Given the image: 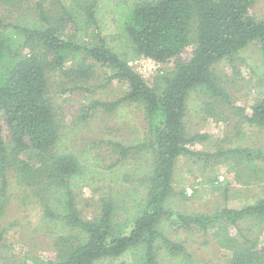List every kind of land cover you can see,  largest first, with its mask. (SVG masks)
<instances>
[{
    "label": "trees",
    "instance_id": "trees-1",
    "mask_svg": "<svg viewBox=\"0 0 264 264\" xmlns=\"http://www.w3.org/2000/svg\"><path fill=\"white\" fill-rule=\"evenodd\" d=\"M256 2L0 0L20 8L14 22L0 20V113L11 137L4 139L0 121V246L10 228L4 225L6 206L20 194L36 223L49 226L64 247L55 261L26 254L18 264H159L164 256L207 264L174 255L184 251L167 236L176 223L199 232L216 229L220 247L231 252L230 264H264V195L205 215L188 212L181 204L185 197L174 189L177 160L195 155L188 146L204 138L190 137L186 129L192 96L230 104L228 83L214 66L233 64L257 42L264 71V18L251 14ZM54 6L56 18L49 11ZM142 57L173 62L174 69L162 67L149 85L131 67ZM86 59L112 69L113 78L129 87L122 99L101 106H133L148 126L130 146L109 141L117 160L108 167L89 148L63 147L62 125L48 96L49 73L68 69L66 74L88 78ZM244 120L264 128V90ZM230 154L247 163L251 180L264 183L260 151L235 148L222 155ZM97 183L108 192L89 220L77 191Z\"/></svg>",
    "mask_w": 264,
    "mask_h": 264
},
{
    "label": "rangeland",
    "instance_id": "rangeland-1",
    "mask_svg": "<svg viewBox=\"0 0 264 264\" xmlns=\"http://www.w3.org/2000/svg\"><path fill=\"white\" fill-rule=\"evenodd\" d=\"M19 9L0 5V20L5 24L14 22ZM49 11L52 18H56L59 7L54 6ZM251 14L264 18V0H257ZM191 54L192 48L187 51V57ZM84 64L91 68L88 78L66 74L68 69L49 73L48 96L62 125L63 147L80 151L89 148L108 167L117 160V153L109 141L130 146L136 139L144 137L148 126L144 116L133 106L125 105L113 111L104 109L102 103L117 102L127 94L128 84L113 78V70L100 63L86 59ZM131 67L151 85L162 67L173 70L174 64L160 65L142 57L131 63ZM214 70L228 83L230 104L206 99L201 94L192 96L186 129L190 137L201 135L204 138L188 146L195 155L181 156L174 171V189L185 197L181 203L183 207L188 212L205 215L241 206L264 195V183L250 179L247 163L234 154L222 155L235 148L258 150L264 155V128L244 123V116L252 114L253 104L264 90L260 45L252 43L233 64L219 62ZM209 103L212 104L206 106ZM0 121L3 137L9 140L10 133L2 113ZM117 168L125 169L127 165ZM104 184L97 183L77 191L78 206L84 218L92 220L97 214L99 200L108 192ZM17 196L6 206L4 225L10 228L0 246V264H18L26 254L55 261L64 247L57 246L49 226L36 223L29 205L22 202L23 196ZM216 231L199 232L176 223L167 236L184 248V251L174 253L176 257L190 254L207 264H230L231 252L220 247ZM231 233L234 234V230ZM159 264L179 263L177 258L164 256Z\"/></svg>",
    "mask_w": 264,
    "mask_h": 264
},
{
    "label": "built area",
    "instance_id": "built-area-1",
    "mask_svg": "<svg viewBox=\"0 0 264 264\" xmlns=\"http://www.w3.org/2000/svg\"><path fill=\"white\" fill-rule=\"evenodd\" d=\"M189 195H192V192L191 191H189Z\"/></svg>",
    "mask_w": 264,
    "mask_h": 264
}]
</instances>
